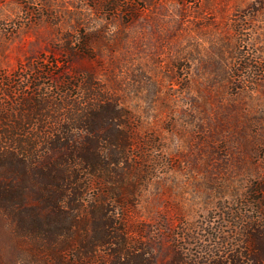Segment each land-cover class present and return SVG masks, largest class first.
<instances>
[{
    "label": "rangeland",
    "instance_id": "1",
    "mask_svg": "<svg viewBox=\"0 0 264 264\" xmlns=\"http://www.w3.org/2000/svg\"><path fill=\"white\" fill-rule=\"evenodd\" d=\"M88 85L129 115L148 180L128 235L154 263L244 251L264 213V0H0V115L45 99L65 119L97 103Z\"/></svg>",
    "mask_w": 264,
    "mask_h": 264
},
{
    "label": "trees",
    "instance_id": "2",
    "mask_svg": "<svg viewBox=\"0 0 264 264\" xmlns=\"http://www.w3.org/2000/svg\"><path fill=\"white\" fill-rule=\"evenodd\" d=\"M85 89L97 103H80L65 119L63 106L45 99L37 105L26 99L20 116L1 111L0 264H155L128 235L126 213L148 180L135 174L129 115ZM256 201L264 208V199ZM245 229L244 251L209 264H264V213Z\"/></svg>",
    "mask_w": 264,
    "mask_h": 264
}]
</instances>
